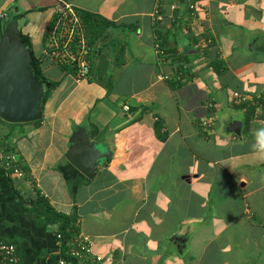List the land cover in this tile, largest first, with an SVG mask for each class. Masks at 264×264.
<instances>
[{
    "label": "crops",
    "instance_id": "0c3cea01",
    "mask_svg": "<svg viewBox=\"0 0 264 264\" xmlns=\"http://www.w3.org/2000/svg\"><path fill=\"white\" fill-rule=\"evenodd\" d=\"M157 3L0 0V19L17 21L37 56L65 5L114 23L87 78L43 60L59 84L40 122L0 121V147L26 173L0 176V242L23 264L64 260L39 196L76 212L100 264H264V159L252 147L264 128V0H163L161 21ZM80 132L103 154L92 178L66 158Z\"/></svg>",
    "mask_w": 264,
    "mask_h": 264
},
{
    "label": "water",
    "instance_id": "95a60500",
    "mask_svg": "<svg viewBox=\"0 0 264 264\" xmlns=\"http://www.w3.org/2000/svg\"><path fill=\"white\" fill-rule=\"evenodd\" d=\"M0 19V119L11 124L41 120L46 85L34 74L30 49L21 39L17 21ZM9 26V27H8ZM66 158L84 176L92 178L103 154L82 132L70 138Z\"/></svg>",
    "mask_w": 264,
    "mask_h": 264
},
{
    "label": "built area",
    "instance_id": "2783aa9c",
    "mask_svg": "<svg viewBox=\"0 0 264 264\" xmlns=\"http://www.w3.org/2000/svg\"><path fill=\"white\" fill-rule=\"evenodd\" d=\"M161 1L154 9L153 17L156 21L162 20L160 11ZM191 9L195 8L194 4H190ZM211 42V40H208ZM156 50L159 58L165 57V51L156 43ZM91 47L88 43L86 28L79 12L71 5H65L58 11L46 30L45 48L42 54L43 60L56 65L71 64L76 65L77 78L84 79L90 74L89 53ZM168 78L167 75H164ZM236 104H246L248 97L239 92L233 94ZM128 108V107H126ZM0 168L7 171V175L11 177L24 178L26 173L22 169V164L14 152L0 147ZM61 238L60 234H57ZM71 255L80 260H86L92 256L91 243L88 237L77 234L71 241ZM102 258L100 256H92L93 264H100ZM0 264H23L18 255L16 246L9 242H0ZM60 264H66L65 260H61Z\"/></svg>",
    "mask_w": 264,
    "mask_h": 264
},
{
    "label": "trees",
    "instance_id": "16d2710c",
    "mask_svg": "<svg viewBox=\"0 0 264 264\" xmlns=\"http://www.w3.org/2000/svg\"><path fill=\"white\" fill-rule=\"evenodd\" d=\"M79 14L81 15L82 20L84 21L88 43L91 48L93 44L95 43V41L98 40L105 33L106 30L114 26V23L98 15H94L92 13L83 12V11H80ZM21 39L24 42V44L30 49L34 74L45 85L47 83H50V86L46 87L45 94L43 97V103H42V108H43L45 101L49 96V93L58 86L59 82L49 80L47 77L43 75V70L41 66L43 62L42 55L37 56L34 53L31 47L30 39L27 36L21 34ZM158 43L160 47L165 51V54L167 55L168 52H167V49L165 48L166 41L162 38V40L160 39ZM90 56H91V51L89 53V59H90ZM60 67L66 73H70L77 77L76 65L63 64V65H60ZM90 71H91V63H90ZM253 110H255L254 106L249 108L250 112H252ZM0 121L6 124L12 125V126L20 125V124L7 123L3 121L2 119H0ZM37 122H40V120L35 121V123ZM4 147L5 149L11 150V148L8 146L4 145ZM4 174L9 178V176L7 175L8 174L7 171L0 168V176H4ZM34 205L39 207L38 210L43 212V214L46 216V218L49 220L50 223L57 224L58 227H57L56 235L60 234L61 236V238L59 239L61 240V253H62V256L64 257V260L65 261L68 260L74 264H79V260L73 257L70 252L71 241L79 233V228H78L79 226L77 222L76 212H74L71 215L57 212L52 206L48 204V202L42 196L38 197V200L37 202H34Z\"/></svg>",
    "mask_w": 264,
    "mask_h": 264
},
{
    "label": "clouds",
    "instance_id": "9594fccd",
    "mask_svg": "<svg viewBox=\"0 0 264 264\" xmlns=\"http://www.w3.org/2000/svg\"><path fill=\"white\" fill-rule=\"evenodd\" d=\"M256 155L264 159V128H260L255 133V142L252 145Z\"/></svg>",
    "mask_w": 264,
    "mask_h": 264
},
{
    "label": "rangeland",
    "instance_id": "374dc122",
    "mask_svg": "<svg viewBox=\"0 0 264 264\" xmlns=\"http://www.w3.org/2000/svg\"><path fill=\"white\" fill-rule=\"evenodd\" d=\"M24 124V123H23Z\"/></svg>",
    "mask_w": 264,
    "mask_h": 264
}]
</instances>
